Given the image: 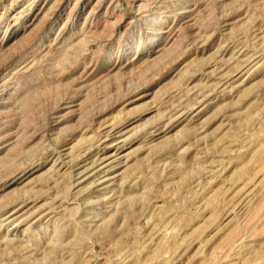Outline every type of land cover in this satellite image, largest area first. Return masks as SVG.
<instances>
[{"label": "rangeland", "instance_id": "1", "mask_svg": "<svg viewBox=\"0 0 264 264\" xmlns=\"http://www.w3.org/2000/svg\"><path fill=\"white\" fill-rule=\"evenodd\" d=\"M0 264H264V0H0Z\"/></svg>", "mask_w": 264, "mask_h": 264}, {"label": "bare ground", "instance_id": "2", "mask_svg": "<svg viewBox=\"0 0 264 264\" xmlns=\"http://www.w3.org/2000/svg\"><path fill=\"white\" fill-rule=\"evenodd\" d=\"M100 160H101V159H100ZM102 160H103V159H102ZM104 162H105V161H104ZM101 165H102V164H101ZM104 165H105V164H104ZM109 165H110V162H109ZM99 167H100V166H99ZM107 167H108V166H107ZM102 168H103V167H102ZM103 173H104V172H103ZM106 179H107V178H106ZM106 179H104V180H106ZM104 180H103V181H104ZM107 180H108V179H107Z\"/></svg>", "mask_w": 264, "mask_h": 264}]
</instances>
